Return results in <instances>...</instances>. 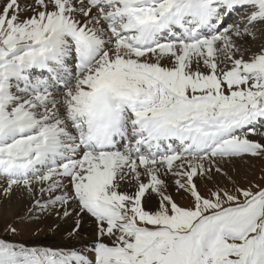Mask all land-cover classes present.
<instances>
[{"label": "snow or ice", "instance_id": "6c2138e0", "mask_svg": "<svg viewBox=\"0 0 264 264\" xmlns=\"http://www.w3.org/2000/svg\"><path fill=\"white\" fill-rule=\"evenodd\" d=\"M13 198L0 264H264V0H0Z\"/></svg>", "mask_w": 264, "mask_h": 264}, {"label": "rangeland", "instance_id": "374dc122", "mask_svg": "<svg viewBox=\"0 0 264 264\" xmlns=\"http://www.w3.org/2000/svg\"><path fill=\"white\" fill-rule=\"evenodd\" d=\"M258 168H259V164L257 165V172H256L257 177L259 176ZM25 211H26L25 202L16 198H13V200L10 203L6 202L0 205V216L3 217L10 218L14 214L23 215ZM10 212L12 213L11 216H10ZM44 231H42L39 234V236L35 237V239L39 240L41 243L45 245L56 246L60 243V236L48 231L44 233L46 237L42 239L40 236L43 234ZM0 236H3L4 238L9 240H17L28 244L32 243L33 241V234L31 231H23L21 232L20 236L17 237L6 236L2 231H0Z\"/></svg>", "mask_w": 264, "mask_h": 264}, {"label": "bare ground", "instance_id": "6f19581e", "mask_svg": "<svg viewBox=\"0 0 264 264\" xmlns=\"http://www.w3.org/2000/svg\"><path fill=\"white\" fill-rule=\"evenodd\" d=\"M9 213V212H8ZM11 212H10V216H11ZM47 230H45L44 232H43V234L40 236L42 239H44L46 236L44 235V233L46 232ZM44 235V236H43ZM49 238V237H48Z\"/></svg>", "mask_w": 264, "mask_h": 264}]
</instances>
